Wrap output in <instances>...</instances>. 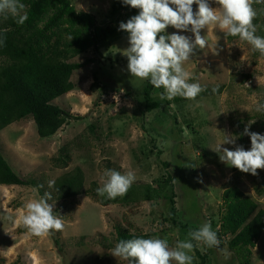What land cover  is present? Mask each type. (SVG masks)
<instances>
[{
    "label": "rangeland",
    "instance_id": "374dc122",
    "mask_svg": "<svg viewBox=\"0 0 264 264\" xmlns=\"http://www.w3.org/2000/svg\"><path fill=\"white\" fill-rule=\"evenodd\" d=\"M72 1L77 11L93 14L99 22L106 19L113 2ZM211 6L218 7L212 2ZM196 7L193 6L194 11ZM253 7L259 14L264 2L254 3ZM262 26L263 16L257 25V35ZM172 33L194 39L192 33L169 26L166 34ZM201 35L205 36L208 46L195 49L184 68L193 77L190 82H198L206 89L201 93L224 86L219 95L203 94L181 109L172 105L169 110L170 107L163 104L161 110L143 117V86L148 80L132 77L128 72V62L124 60L127 57L122 54L129 46L126 37L102 52L105 59L97 58L98 62L74 73L72 81L76 90L54 101L68 111L71 118L53 137L41 139L32 117L0 132V151L4 159L20 177L35 180L40 185L0 186V264H128L111 255L116 245L115 227L119 225L131 233H154L155 237L166 238L170 246H174L180 235L176 230L162 234V225L167 224L160 216V209L165 216L168 214L167 197L172 194L171 188L165 193H156L154 208L152 202L142 200L103 206L98 199L85 193L93 190L94 183L101 186L100 177L106 169L121 173L134 171L136 181L131 187H136L138 195L143 193L145 186L157 190L155 181L165 174V168L156 156L149 158L143 154L145 148L147 151L153 149L151 138L159 140L164 152L161 160L171 163L181 222L198 227L205 222H218L223 194L234 185L264 208V196L257 194V188H264V169H258L256 176L243 173L221 162L219 154L212 150L223 140V132L239 135L237 145L250 150V137L240 134L251 121L255 123L249 130L264 134V113L256 112L253 104V101L264 103V56L257 55L240 39L230 41L219 29L209 27L202 30ZM94 56L90 51L73 62L84 63ZM94 71L99 73L106 94L91 90ZM153 97L161 100L159 94ZM174 115L183 129L182 134L173 124ZM90 121L95 125L93 132L88 126ZM202 121L205 123L200 126ZM143 122L147 130L141 126ZM188 123L199 129V137L203 140L200 144L194 143V136L186 128ZM172 126L175 140L167 129ZM69 143L71 162L66 168H56L52 160ZM222 147L234 150L235 146ZM76 167L85 173L84 194L66 201L56 200L54 188L48 187V181H56ZM39 188L51 193L52 199L48 202L55 204L54 215L63 220V230L36 236L23 226L24 205L42 196ZM212 228L219 230L213 225ZM231 239L230 235L224 236L219 248H211L209 264H240L235 251L228 248ZM198 246L206 252L203 243L198 242ZM250 264H264V234L252 250Z\"/></svg>",
    "mask_w": 264,
    "mask_h": 264
},
{
    "label": "trees",
    "instance_id": "16d2710c",
    "mask_svg": "<svg viewBox=\"0 0 264 264\" xmlns=\"http://www.w3.org/2000/svg\"><path fill=\"white\" fill-rule=\"evenodd\" d=\"M26 5L28 19L23 25H19L9 17L7 20L0 18V36H6V40L0 45V132L10 125L32 117L38 136L41 139L53 137L71 118L68 111L54 104L58 98L76 90L72 81L75 72L84 68L88 64L98 62L97 58L103 57L102 50L111 49L120 39L128 37V33L119 30L121 22H127L132 16L137 15L139 10L124 5L122 0H113L111 7L106 14V19L99 22L90 13L79 12L73 5L72 0H21ZM212 0H210V3ZM196 6V5H193ZM264 9V8H263ZM264 12H260L254 23L258 25ZM264 37V26L258 33ZM69 37L73 39L70 40ZM230 41L239 37L228 36ZM94 52V58L87 59L84 63L73 62L78 56ZM257 55L260 53L257 52ZM105 59V57H103ZM112 62V58H109ZM126 62L127 58L124 59ZM102 61V60H99ZM93 93L101 91L106 94V87L101 85L100 75L97 71L93 72ZM245 78H250L245 76ZM225 89L224 86L218 88L216 93L207 91L200 93L195 100H187L176 97L173 100L154 99V95L162 93L163 88H154L149 81L143 86L142 103L144 110L142 116L154 110H161L163 104L167 107L176 105L184 108L187 103L196 101L203 94L219 95ZM168 109V108H167ZM174 126L180 134L181 128L177 116L172 117ZM90 121L88 126L93 132L95 125ZM205 122L202 121L200 126ZM145 122L141 126L145 128ZM239 126L241 124L238 122ZM173 127V126H172ZM167 128L169 136L173 138L175 128ZM194 143L200 144L203 140L199 137V129L194 128L191 123L187 127ZM147 130V129H146ZM149 134L150 132L147 131ZM238 134V133H236ZM175 140V137L173 138ZM153 149L143 151L146 157L156 156L161 165L165 168V174L158 178L156 189L150 186L143 187V193H136V187H131L123 197L114 200L97 195L98 185L94 183L93 190L85 193L99 200L103 206L117 203H128L137 201H149L154 204L156 193L167 192L171 188V196H168V214L165 216L161 211V218L167 225H162V234L170 230H176L180 235V240L189 239L188 232L196 230L198 226H192L181 222L177 209V193L175 187V176L171 163L163 161L164 155L159 140L150 139ZM0 151V186H20V187H39L35 180H26L17 174L14 169L4 159ZM72 160L70 143L62 147L52 162L56 168H66ZM178 164V163H177ZM176 164V170H179ZM86 177L80 167L74 168L55 181V199L66 201L84 194ZM39 193L43 196V189L39 188ZM259 197L264 196V188H257ZM220 220L211 222L214 228L219 227L218 237L230 235L228 248L238 255L240 264H250L252 250L257 241L264 234V208H260V203L234 185L227 189L222 197ZM153 208L156 204L152 205ZM154 212V211H153ZM152 214L154 215L155 213ZM159 213V212H158ZM217 230V229H216ZM116 243L124 239L135 237L150 238L155 237L154 233H131L130 230L122 226L115 227ZM56 244L59 242L56 240ZM194 244L193 264H209V253L211 248L205 247L203 252L198 242ZM209 252V253H208Z\"/></svg>",
    "mask_w": 264,
    "mask_h": 264
},
{
    "label": "clouds",
    "instance_id": "9594fccd",
    "mask_svg": "<svg viewBox=\"0 0 264 264\" xmlns=\"http://www.w3.org/2000/svg\"><path fill=\"white\" fill-rule=\"evenodd\" d=\"M262 2L264 0H212L218 6L212 7L210 0H122L124 5L139 10L127 22L119 24V30L128 33L129 46L122 51L127 57L128 72L132 77L148 80L154 88H163L161 100L171 101L176 97L195 100L206 89L198 82H190L193 77L185 70L184 64L192 58L195 49L208 46L201 31L209 27L219 29L226 36L239 37L253 51L264 56V37L256 34L254 20L258 12L253 7L254 3ZM193 5L197 6L195 11ZM261 11L264 12V9ZM9 17L23 25L28 19L26 5L21 0H0V18L7 20ZM169 26L192 33L194 39L178 33L166 34ZM5 40L6 36H0V45ZM218 88L213 87L212 92L216 93ZM253 104L256 112L264 113V103L253 101ZM252 123L255 121L248 122L240 134L250 137V150L237 145L239 135L226 132H223V140L212 150L226 165L256 176L258 169H264V134L251 132ZM226 144L235 146L234 150L222 147ZM135 181L134 171L121 173L106 169L96 192L101 197L114 200L126 195ZM54 186L55 181L49 180L48 187ZM51 199V193L45 192L39 199L24 205L22 224L31 234L42 236L53 230H63V220L54 215L55 204L48 202ZM188 237L177 240L174 246H170L166 238L159 237L122 239L116 243L111 255L128 264H193L192 241L203 243L208 248H219L221 244L218 230H213L211 222L190 230Z\"/></svg>",
    "mask_w": 264,
    "mask_h": 264
}]
</instances>
